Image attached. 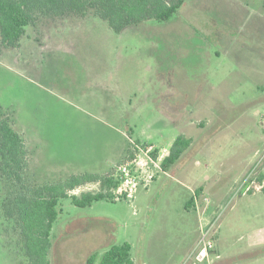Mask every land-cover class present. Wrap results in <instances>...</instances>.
Listing matches in <instances>:
<instances>
[{
    "label": "rangeland",
    "instance_id": "rangeland-1",
    "mask_svg": "<svg viewBox=\"0 0 264 264\" xmlns=\"http://www.w3.org/2000/svg\"><path fill=\"white\" fill-rule=\"evenodd\" d=\"M96 15H42L18 47L0 42V104L25 139L28 186L135 158L154 173L130 199L62 197L51 264H87L122 242L136 264H195L206 233L200 264H264V0H186L169 21L121 32ZM179 135L192 143L165 171ZM9 191L0 176L1 203ZM0 264H28L1 204Z\"/></svg>",
    "mask_w": 264,
    "mask_h": 264
},
{
    "label": "trees",
    "instance_id": "trees-1",
    "mask_svg": "<svg viewBox=\"0 0 264 264\" xmlns=\"http://www.w3.org/2000/svg\"><path fill=\"white\" fill-rule=\"evenodd\" d=\"M186 0H0V42L5 48H16L27 27L42 16H63L69 12L85 13L96 10L116 32L149 19L169 21ZM14 109L0 104V176L9 188L1 207L9 219L19 224L28 264H51L49 251L55 221L61 212L60 199L71 197L78 206H90L112 195L119 184L116 169L106 172L73 174L65 180L42 182L28 186L30 155L25 139L15 126ZM192 139L179 135L171 151L162 161L168 171L191 145ZM134 156L132 149H129ZM156 156V153L154 154ZM99 183L101 190L86 191L80 195L71 191L88 183ZM187 206H191V201ZM136 264L129 242L111 244L102 254L95 252L87 264Z\"/></svg>",
    "mask_w": 264,
    "mask_h": 264
},
{
    "label": "built area",
    "instance_id": "built-area-1",
    "mask_svg": "<svg viewBox=\"0 0 264 264\" xmlns=\"http://www.w3.org/2000/svg\"><path fill=\"white\" fill-rule=\"evenodd\" d=\"M166 154L168 156V154L170 153ZM136 159L137 158H135L131 162L117 167L115 175L118 173V177H116L120 182L117 187L112 188L111 190L112 196H114L116 199L132 198L140 184L147 185L154 177L153 171L145 166L140 167L138 164L139 161H137ZM152 160L156 163L154 159ZM134 162H136L137 164H135ZM133 164L134 166H137V169L132 167ZM212 247L213 240L209 238L207 233L204 234L203 238L200 241L199 248L194 255V263L200 264L204 261H208V259L210 258V249Z\"/></svg>",
    "mask_w": 264,
    "mask_h": 264
},
{
    "label": "crops",
    "instance_id": "crops-1",
    "mask_svg": "<svg viewBox=\"0 0 264 264\" xmlns=\"http://www.w3.org/2000/svg\"><path fill=\"white\" fill-rule=\"evenodd\" d=\"M140 24V23H139ZM166 171V170H165ZM96 172V171H95ZM207 210H208V208H207ZM207 212V211H206ZM220 258V255H218L217 257H216V259L215 260H213V263L214 264H224V263H227L226 261H223L222 259H219ZM221 260V261H220ZM212 262H210L209 264H213Z\"/></svg>",
    "mask_w": 264,
    "mask_h": 264
},
{
    "label": "water",
    "instance_id": "water-1",
    "mask_svg": "<svg viewBox=\"0 0 264 264\" xmlns=\"http://www.w3.org/2000/svg\"><path fill=\"white\" fill-rule=\"evenodd\" d=\"M246 190V187L244 188V191Z\"/></svg>",
    "mask_w": 264,
    "mask_h": 264
}]
</instances>
